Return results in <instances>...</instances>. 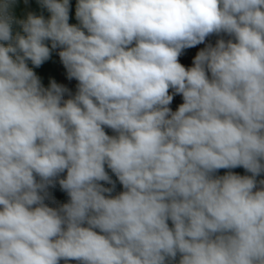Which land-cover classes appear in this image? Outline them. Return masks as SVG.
<instances>
[{
  "label": "clouds",
  "instance_id": "obj_1",
  "mask_svg": "<svg viewBox=\"0 0 264 264\" xmlns=\"http://www.w3.org/2000/svg\"><path fill=\"white\" fill-rule=\"evenodd\" d=\"M39 3L0 0V264H264V0ZM58 47L74 95L26 63Z\"/></svg>",
  "mask_w": 264,
  "mask_h": 264
},
{
  "label": "crops",
  "instance_id": "obj_2",
  "mask_svg": "<svg viewBox=\"0 0 264 264\" xmlns=\"http://www.w3.org/2000/svg\"><path fill=\"white\" fill-rule=\"evenodd\" d=\"M77 2H78V0H69V3H70L69 24L70 25H79V21L75 17V9H76ZM12 12H13L16 20L26 19L27 15L29 13H33V14L38 15V16L43 15V17L45 19H49L50 15H51L47 11L46 8H43L40 5L39 0H27V2H25V0H15V4L12 8ZM12 32H13V36H15L16 33H20L21 35H25L22 31L21 26L18 23L13 24ZM219 38L220 37L213 34V35H210L209 37H207L204 43L198 44L197 46L189 48V49H185L183 51V53L178 58L179 63H181L186 69L192 67L193 66V59L196 56V54L201 49L205 48L206 45L209 43L215 45L216 40ZM224 38L228 39L229 37H227L225 35ZM0 43H5V46H7L6 42H0ZM45 44L51 49V41L50 40L45 41ZM61 50L62 49L60 47H58L56 49H52L51 54H50V58L47 61H45L40 67L34 66L30 60H27L26 63L28 65V67L31 68L35 72V74L38 76V78L40 79L41 84L44 88L50 87V81L55 80V82L57 84H61V85L65 86L67 89H69L70 93H72L74 95L75 92L77 91L78 81H76L75 79L69 80L67 78V70L63 66V64L60 60V57L58 55L59 51H61ZM10 55H13V58H15L14 54H10ZM169 94H173V100H172L171 104L169 105V107L171 108L172 111H176L178 109V106L183 103L182 95L174 94V89H171V88L169 89ZM68 98H70V97L66 93L64 96V99H68ZM104 130H105L106 134H108L110 136L115 135L113 130H111L110 128L105 127ZM105 169L108 172V174L110 175V177L112 178V180L115 181V190L111 193L112 196H115L117 194L121 184L119 183L117 177L111 172L110 169L107 168L106 165H105ZM229 171H231L235 174H238L240 176H251L252 175L251 173L247 172L243 167L233 168V169L228 170L227 172H229ZM226 173H224L223 175H225ZM60 178H66V170L64 173L60 174L58 179H60ZM256 179H257V181L264 179V173H261L259 176L256 177ZM37 180H39V177H37ZM100 183L104 187H112V185L107 184L106 182L101 181ZM258 187H259V185H258ZM48 192H49L51 198L46 199L45 203L49 207L57 208L60 205L69 202V197H68L66 192L61 190L59 183H58V180H57L55 187H49ZM105 195H108V194H105ZM168 223H169V226L171 227L172 226L171 221H168ZM97 231H99V230H97ZM179 258H180V254L177 255L176 264H178ZM60 264H65V262L63 260H61ZM68 264H79V262H77L75 260H70V261H68Z\"/></svg>",
  "mask_w": 264,
  "mask_h": 264
},
{
  "label": "trees",
  "instance_id": "obj_3",
  "mask_svg": "<svg viewBox=\"0 0 264 264\" xmlns=\"http://www.w3.org/2000/svg\"><path fill=\"white\" fill-rule=\"evenodd\" d=\"M228 170H230V169H220V170H218L216 173H215V175L216 176H222L224 173H226ZM124 189H123V186L121 185L120 186V188H119V190H118V192H117V194H119L120 192H122ZM116 194V195H117Z\"/></svg>",
  "mask_w": 264,
  "mask_h": 264
}]
</instances>
